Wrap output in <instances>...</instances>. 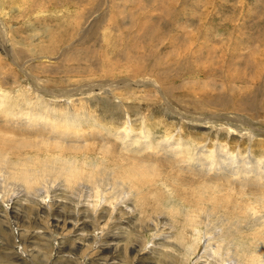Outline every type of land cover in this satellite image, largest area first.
<instances>
[{
  "label": "rangeland",
  "instance_id": "rangeland-1",
  "mask_svg": "<svg viewBox=\"0 0 264 264\" xmlns=\"http://www.w3.org/2000/svg\"><path fill=\"white\" fill-rule=\"evenodd\" d=\"M0 128V264H264V0H0Z\"/></svg>",
  "mask_w": 264,
  "mask_h": 264
},
{
  "label": "bare ground",
  "instance_id": "bare-ground-1",
  "mask_svg": "<svg viewBox=\"0 0 264 264\" xmlns=\"http://www.w3.org/2000/svg\"><path fill=\"white\" fill-rule=\"evenodd\" d=\"M5 98V97H4ZM7 98V97H6ZM6 103V102H5ZM2 104V103H1ZM12 108V107H11ZM37 110V109H36ZM86 111V110H85ZM91 111V110H90ZM8 113V112H7ZM57 113V112H56ZM26 114H28V113H26ZM55 115V114H54ZM53 115V116H54ZM49 116V115H48ZM50 116H51V114H50ZM59 116V115H58ZM58 116H56V117H58ZM65 116V115H64ZM41 117V116H40ZM55 117V118H56ZM77 117V116H76ZM49 118V117H48ZM51 118V117H50ZM54 118V119H55ZM62 118V117H61ZM65 118H67L68 119V117H65ZM70 119H69V121L68 122H66V124H65V126L66 127H64V129L65 130H57V128H53L52 129V131L53 132H55V133H52V134H47L46 135V133L44 132V133H37V134H34V135H36V137L35 138H39V137H42V139L43 140H46L45 139V136H47L48 138H49V140H51L52 142H54V141H58V139H60V140H67L70 136H72V137H74V136H76L75 134H72V132H70V130H71V128L73 129V127L76 129V130H78L79 128L77 127V125H74V124H72V123H70V121L71 120H73V118L72 117H69ZM52 119V118H51ZM28 120V119H27ZM35 120H37V119H35ZM52 121V120H51ZM64 121V120H63ZM63 121H58V124L60 123V122H63ZM37 122V121H36ZM40 122H42V121H40ZM43 122H45V121H43ZM42 122V123H43ZM32 123V122H31ZM41 123V124H42ZM25 124V123H24ZM27 124H29V123H27ZM38 124V123H37ZM43 124H45V123H43ZM42 124V125H43ZM47 124H48V122H47ZM12 125V124H11ZM36 125V124H35ZM40 125V124H39ZM39 125H38V127H39ZM46 124H45V128H46ZM51 126V125H50ZM63 126V125H62ZM62 126H60L61 128H62ZM70 126H72V127H70ZM78 126H79V124H78ZM2 127V126H1ZM54 127H57V126H54ZM59 127V128H60ZM68 127V128H67ZM92 127V126H91ZM44 128V127H43ZM44 128V129H45ZM47 128H48V126H47ZM21 129V131L23 132V129H22V127L20 128ZM49 129V128H48ZM74 129V130H75ZM14 129H9V130H5V129H1L0 128V160H3V158H4V151L5 150H7L9 147H15L16 146V144H18V142H20L22 139H23V137L25 136V135H28V132H27V134H25V132L24 133H18V134H16V132L15 131H13ZM75 130V131H76ZM86 130V129H85ZM19 131V130H18ZM45 131V130H44ZM79 131V130H78ZM15 132V133H14ZM34 132H35V130H34ZM31 133V132H30ZM74 133V132H73ZM80 133V132H79ZM78 134V133H77ZM30 135V134H29ZM33 135V134H32ZM31 136V135H30ZM46 137V138H47ZM80 137V136H79ZM128 137V136H127ZM31 138V137H30ZM29 138V139H30ZM47 138V139H48ZM63 138V139H62ZM81 138V137H80ZM25 139V138H24ZM26 140V139H25ZM169 140V139H168ZM28 141V140H27ZM26 141V142H27ZM70 141V140H69ZM25 142V143H26ZM44 142H46V141H44ZM48 142V141H47ZM46 142V143H47ZM22 142H20V145H22L21 144ZM24 143V144H25ZM62 143H64V142H62ZM23 144V145H24ZM176 144V143H175ZM28 145V144H27ZM25 146V145H24ZM18 147V146H17ZM47 148V147H46ZM182 148V147H181ZM88 149V148H87ZM61 150V149H60ZM176 152H177V150H175ZM174 151V152H175ZM180 152V151H179ZM179 154V153H178ZM172 156V155H171ZM62 157V156H61ZM170 157V156H169ZM178 157V156H177ZM168 158V157H167ZM44 159V158H43ZM67 159V158H66ZM65 159V160H66ZM177 159V158H176ZM70 160V159H69ZM171 160V159H170ZM168 161H169V159H168ZM174 161V160H173ZM47 162V161H46ZM170 164V163H169ZM174 164V163H173ZM68 166V165H67ZM152 166V165H151ZM133 169H134V171H136V172H142L143 170H145L147 173H149V172H151L152 171V169L148 166V167H140L139 165H137V164H135L134 166H131ZM154 167V166H153ZM28 169V168H27ZM23 170V175H24V177L25 178H27V179H32L33 177H34V174H32V172L30 171V170ZM69 173V172H68ZM73 175H72V173L71 174H69V178H71V179H68L70 182H72V180L73 179H75L74 178V176L72 177ZM75 177H77V175L75 176ZM67 178V177H66ZM78 178V177H77Z\"/></svg>",
  "mask_w": 264,
  "mask_h": 264
}]
</instances>
